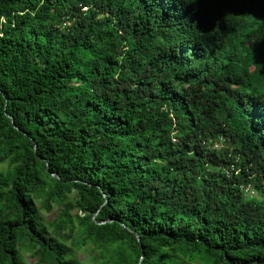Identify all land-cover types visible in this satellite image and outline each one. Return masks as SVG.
I'll return each mask as SVG.
<instances>
[{
    "label": "trees",
    "instance_id": "16d2710c",
    "mask_svg": "<svg viewBox=\"0 0 264 264\" xmlns=\"http://www.w3.org/2000/svg\"><path fill=\"white\" fill-rule=\"evenodd\" d=\"M79 250L264 264V0H0V264Z\"/></svg>",
    "mask_w": 264,
    "mask_h": 264
},
{
    "label": "rangeland",
    "instance_id": "374dc122",
    "mask_svg": "<svg viewBox=\"0 0 264 264\" xmlns=\"http://www.w3.org/2000/svg\"><path fill=\"white\" fill-rule=\"evenodd\" d=\"M56 209H53L52 213H55ZM47 217H50V214L45 213ZM77 259L82 264H89V252L87 250H79L76 252Z\"/></svg>",
    "mask_w": 264,
    "mask_h": 264
},
{
    "label": "built area",
    "instance_id": "2783aa9c",
    "mask_svg": "<svg viewBox=\"0 0 264 264\" xmlns=\"http://www.w3.org/2000/svg\"><path fill=\"white\" fill-rule=\"evenodd\" d=\"M245 192L248 193L250 197L253 195L249 185L245 188Z\"/></svg>",
    "mask_w": 264,
    "mask_h": 264
}]
</instances>
